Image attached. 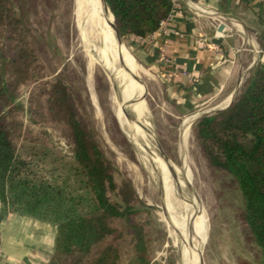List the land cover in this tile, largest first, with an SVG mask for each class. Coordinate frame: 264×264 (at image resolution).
<instances>
[{
    "label": "rangeland",
    "instance_id": "1",
    "mask_svg": "<svg viewBox=\"0 0 264 264\" xmlns=\"http://www.w3.org/2000/svg\"><path fill=\"white\" fill-rule=\"evenodd\" d=\"M73 11L74 0H29L25 14L29 28L25 47L31 50L32 59L10 67L14 82H19L13 90V101L18 102L14 110L18 123L14 134L16 151L26 160L34 177L43 176L58 184L65 181L71 196L82 197L78 206L87 212L88 207L83 203L90 193L85 188L79 165L69 154L62 103L95 139L109 161L114 182V187L108 190L110 199L133 205V210L126 215L105 212L98 215L103 237L95 246L96 255L103 254L116 264H181L174 237L176 231L166 222L161 196L170 195L176 212L190 214L193 193L203 213L195 233L202 264H264L260 249L243 220L237 186L227 173L209 161L195 131L200 115L213 113L228 104L217 106L215 99L209 98L181 110L168 97L156 73L138 58L137 45L130 43L127 36H121L142 68L140 97L146 111H140L142 125L137 127L138 135L152 146L148 132L151 125L152 138L169 162L178 168L184 163L180 146L182 123L191 118L184 148L189 184L183 182L182 176L179 184L176 174L167 189H159L154 168L143 157V143L132 122L114 109L106 49L102 44L94 46L88 65ZM245 65L239 67L235 92L250 74ZM60 83L65 86V99L57 102L61 93L56 86ZM186 258H190V249ZM186 258L182 264H186Z\"/></svg>",
    "mask_w": 264,
    "mask_h": 264
},
{
    "label": "trees",
    "instance_id": "2",
    "mask_svg": "<svg viewBox=\"0 0 264 264\" xmlns=\"http://www.w3.org/2000/svg\"><path fill=\"white\" fill-rule=\"evenodd\" d=\"M264 4V0H261ZM121 36L138 45L174 8L173 0H105ZM29 0H0V197L16 211L49 222L55 229L54 251L48 264H116L97 254L103 237L98 215H126L129 202L110 199L114 187L110 163L95 139L86 132L67 105L64 110L70 157L79 165L85 188L90 193L79 208L80 195L71 196L65 181L51 182L34 177L15 146L18 125L14 100L15 75L11 66L32 59L26 50L29 28L25 23ZM5 32V33H4ZM24 51V52H23ZM29 53V54H26ZM26 57V58H25ZM14 82V83H13ZM65 99V86L58 84ZM195 131L209 161L227 173L242 199V217L264 262V62H257L244 85L230 103L197 118ZM49 176V175H48ZM52 178V177H51ZM87 199V200H86ZM90 259L89 262H85Z\"/></svg>",
    "mask_w": 264,
    "mask_h": 264
},
{
    "label": "crops",
    "instance_id": "3",
    "mask_svg": "<svg viewBox=\"0 0 264 264\" xmlns=\"http://www.w3.org/2000/svg\"><path fill=\"white\" fill-rule=\"evenodd\" d=\"M173 1V14L163 30L140 38L136 55L156 73L181 110L209 98L217 106L228 104L238 85L239 67L246 64L250 73L257 62H264L263 2ZM188 1L208 12L195 11ZM203 40L214 42L216 48ZM0 234V264H48L54 251L52 224L14 210L1 197Z\"/></svg>",
    "mask_w": 264,
    "mask_h": 264
},
{
    "label": "bare ground",
    "instance_id": "4",
    "mask_svg": "<svg viewBox=\"0 0 264 264\" xmlns=\"http://www.w3.org/2000/svg\"><path fill=\"white\" fill-rule=\"evenodd\" d=\"M188 3L193 6L192 8L194 9H196L194 6H197V8H200L201 11H205V9L201 8L191 1H188ZM73 13L78 36L82 41L83 46L85 47L87 62L94 46L102 44L105 47L106 51H104V54L105 59H107V65L110 74L109 76L112 84L110 90L112 89L114 109L119 110L123 114L125 119H127V121H129L130 123L132 122L131 126H134V130L136 131L137 135L140 134L137 128L140 125V111L141 109L142 111H146L144 102L140 97L141 83L139 81V75L140 72H142V68L133 58L129 49L122 42H118L115 39L110 24L111 14L106 8L105 0H74ZM190 120L191 118H189L185 123H182L183 126L180 132V146L184 153L183 166L181 168H178L176 165L173 166L174 175L177 174L175 180L179 184L181 176L183 182L186 181V184H189L190 173H188L186 163L187 161L185 157V154L187 152L185 153L184 148ZM146 123L147 121L144 120L145 126ZM148 127V132L152 140V146L144 141L143 136L138 135L141 142L143 143V149L145 152L143 153V157H145V159H147L154 168V171L156 173L155 176H157L158 188L162 190L167 189L172 180V175L170 174V168H172V165L167 163L162 158V156H160L155 151L152 138L153 133L150 128L151 125H149ZM187 201L189 202V200ZM190 201L192 204L190 208H192L193 212L190 214H184L179 210H177L176 212L177 208L173 205L174 202H171L170 195H168L167 197L161 196V202L164 208L163 212H166L164 214L166 222L169 227L176 231L174 233V237L176 239V244L180 252L181 264L188 254V249H190V258H186V264H199L197 252L199 244L195 238V233L200 227L199 223L201 221V216L203 215V213H200V208L198 205L200 203H198V200L193 193L191 195ZM197 214H199L198 218L196 217Z\"/></svg>",
    "mask_w": 264,
    "mask_h": 264
},
{
    "label": "water",
    "instance_id": "5",
    "mask_svg": "<svg viewBox=\"0 0 264 264\" xmlns=\"http://www.w3.org/2000/svg\"><path fill=\"white\" fill-rule=\"evenodd\" d=\"M105 4H106V8L108 9V11H109V13L111 14V21H110V24H111V27H112V30H113V35H114V37H115V39L118 41V42H122V40H121V35L119 34V32H118V29H117V27H116V25H115V22H114V18H113V14H112V12H111V10H110V8H109V6H108V4L105 2ZM221 27V24L220 25H218V28H220ZM123 43V42H122ZM124 44V43H123ZM125 45V44H124ZM132 54V53H131ZM133 58L135 59V57L133 56ZM136 60V59H135ZM231 101V100H230ZM230 103V102H229ZM228 103V104H229ZM141 123V122H140ZM141 125H142V123H141ZM153 142H154V147H155V151L160 155V156H162V158L167 162V163H169V164H171L172 165V168H170V174L173 176L174 175V164L173 163H171V162H169V160L164 156V154H163V152H162V150H161V148L159 147V145L156 143V141L153 139ZM170 165V166H171ZM204 234H205V226H204ZM197 252H198V262H199V264H202V257H201V251H200V249L198 248V250H197Z\"/></svg>",
    "mask_w": 264,
    "mask_h": 264
},
{
    "label": "built area",
    "instance_id": "6",
    "mask_svg": "<svg viewBox=\"0 0 264 264\" xmlns=\"http://www.w3.org/2000/svg\"><path fill=\"white\" fill-rule=\"evenodd\" d=\"M173 9L174 8H172L170 10V12L168 13V15L165 18H163L159 21L158 26L154 30H152L149 34H152L155 30H163V27L165 25L166 20L173 14ZM203 44L206 46H211L213 48H216V44L212 41H209V40H203ZM0 241H1V234H0ZM1 254H2V250H1V246H0V257H1Z\"/></svg>",
    "mask_w": 264,
    "mask_h": 264
}]
</instances>
